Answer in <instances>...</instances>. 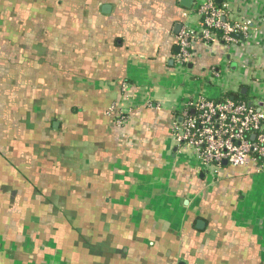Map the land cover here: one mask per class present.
Segmentation results:
<instances>
[{
	"label": "crops",
	"instance_id": "crops-1",
	"mask_svg": "<svg viewBox=\"0 0 264 264\" xmlns=\"http://www.w3.org/2000/svg\"><path fill=\"white\" fill-rule=\"evenodd\" d=\"M203 1L0 0V264H264V171L212 179L170 131L184 100L240 91L207 85L224 59L264 72L261 45L200 41L175 69Z\"/></svg>",
	"mask_w": 264,
	"mask_h": 264
},
{
	"label": "built area",
	"instance_id": "built-area-1",
	"mask_svg": "<svg viewBox=\"0 0 264 264\" xmlns=\"http://www.w3.org/2000/svg\"><path fill=\"white\" fill-rule=\"evenodd\" d=\"M234 1L204 0L194 5L198 28L183 22L176 36L178 52L175 65L179 70H186L191 57L194 42L223 43L227 47L244 43L247 46L264 47V16H248L242 9L234 11ZM238 2V0H237ZM235 36H242L243 41ZM230 60L211 68L205 76L219 78L231 75L228 71ZM245 69L248 62L238 65ZM253 76V75H252ZM247 80V79H244ZM242 81V80H241ZM238 83L239 80L230 81ZM258 85L257 82H255ZM212 84V83H211ZM224 94V93H222ZM255 103L236 101L227 97L184 100L178 108V116L171 123V135L176 145L188 150L196 162L212 178H217L219 170L227 166L253 164L257 172L264 171V98ZM123 117L119 115L118 125Z\"/></svg>",
	"mask_w": 264,
	"mask_h": 264
},
{
	"label": "rangeland",
	"instance_id": "rangeland-1",
	"mask_svg": "<svg viewBox=\"0 0 264 264\" xmlns=\"http://www.w3.org/2000/svg\"><path fill=\"white\" fill-rule=\"evenodd\" d=\"M85 19V18H84ZM85 20H87V19H85ZM99 25H102V22L99 24ZM233 53V52H232ZM231 65H229V66H232V65H236L237 66V63L236 62H231L230 63ZM175 69H178L179 70V67L177 66V65H175ZM238 70L239 71H237V72H240L241 71V69L240 68H238ZM242 72H244V71H241L240 72V74L241 75H238V74H232V76L231 75H229V76H224V74L221 76V77H219V78H213V77H210V82H209V78H206V82H207V85H210V87H212V89H217L216 87H219V85H226L227 83H229L230 81H233V80H236V79H238L239 80V82L237 83V86H236V88L237 89H241V88H246L247 89V93L248 94H246V96L245 97H243V98H240V97H238L237 99H243L244 101H246V102H251V103H255L254 102V100L252 99L253 97H255V98H257L258 97V95H256L255 96V93H252V91H253V89H254V87H256V88H259L260 90H262V89H264V72H262L260 75L259 74H257L256 76H251V77H249V79H247V80H244L243 79V74H242ZM234 75V76H233ZM181 76V75H180ZM182 78H184V75H182L181 76ZM198 77V76H197ZM197 77H196V79H197ZM242 80V81H241ZM255 82H257L258 83V85H256V83ZM212 83V84H211ZM239 90H236V92H238ZM221 96H223V94H220V95H218V96H216V97H207V96H203L204 98H206V99H218L219 97H221ZM262 98H264V96H262ZM209 177V176H208Z\"/></svg>",
	"mask_w": 264,
	"mask_h": 264
},
{
	"label": "water",
	"instance_id": "water-1",
	"mask_svg": "<svg viewBox=\"0 0 264 264\" xmlns=\"http://www.w3.org/2000/svg\"><path fill=\"white\" fill-rule=\"evenodd\" d=\"M193 1H194V0H180V4H181L184 8H186V9H190L191 6H192V4H193ZM221 2H222V0H216V3H218V4H220ZM102 10L105 11V8H102ZM180 26H181V25H179V26L177 27L176 30H178V29L180 28ZM235 37L238 38V39L241 40V41L244 40L242 36H235ZM231 69H232V70H235V66L232 65V66H231ZM240 92H241V94L245 95L246 92H247V89H246V88H241V89H240ZM222 165H223V166H227L226 161H223V162H222ZM202 226H203V222H202V221H197V222H196V228L201 229Z\"/></svg>",
	"mask_w": 264,
	"mask_h": 264
},
{
	"label": "trees",
	"instance_id": "trees-1",
	"mask_svg": "<svg viewBox=\"0 0 264 264\" xmlns=\"http://www.w3.org/2000/svg\"><path fill=\"white\" fill-rule=\"evenodd\" d=\"M245 96H246V94L243 95V94H241L240 91H238V92H227V93H224L222 97H227V98H230V99H233V100H236V101H242L243 99H240V98H243ZM238 97H240V98L237 99Z\"/></svg>",
	"mask_w": 264,
	"mask_h": 264
}]
</instances>
